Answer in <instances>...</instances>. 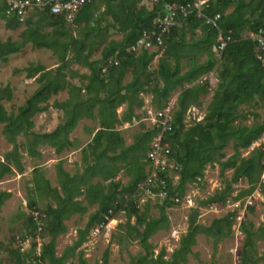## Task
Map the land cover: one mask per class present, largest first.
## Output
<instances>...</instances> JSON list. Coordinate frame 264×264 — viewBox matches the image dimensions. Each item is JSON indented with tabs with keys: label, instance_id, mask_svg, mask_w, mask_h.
<instances>
[{
	"label": "trees",
	"instance_id": "obj_1",
	"mask_svg": "<svg viewBox=\"0 0 264 264\" xmlns=\"http://www.w3.org/2000/svg\"><path fill=\"white\" fill-rule=\"evenodd\" d=\"M102 4L106 6L105 10L95 14ZM162 5V2L143 0H92L72 22V26L80 27L82 32L78 38L64 16L51 13L49 8L36 9L22 22L18 18L8 17L6 5L0 0V18L6 21L8 28L15 30L25 24L19 40H0V61H6L10 55L21 52L29 43L37 48L52 50L60 60L55 71L47 70L43 64L27 68L29 78L40 74L37 80L41 85L19 106L16 113H9L3 104V100L12 97V89L9 86L0 87V125H4L3 133L14 146L4 160L0 159V179L13 173L14 166L20 172L24 171L21 149L27 150L31 156H41L39 147L48 144L60 154L72 145L70 134L81 119L98 118L100 126L91 142L83 148V172L72 174L60 164L61 192L59 188L51 186L50 181L42 176L41 170L35 169V188H31V191L38 192L41 197L50 195L55 199L56 206L49 204L42 210L35 199L30 200L31 210H41L46 214L44 226L39 232L37 223L29 216L30 230L21 237L25 239L32 235L36 238L38 234L51 237L49 242L42 244L38 257L45 264H74L68 263V258L75 256L78 257V264H89L83 258V251L78 249L87 241L96 224L122 210L137 215L136 224H127V236L139 238L145 249L143 255L128 264H184L188 262V255L193 251L198 234L214 237L216 244L229 236L236 213L229 212L224 217L213 219L210 225H203L197 221L198 211L195 209L189 218L188 231L181 237L180 246L171 257L166 259L165 249L155 254L149 238L168 226L166 209L180 202L176 203L170 196L162 199L158 218H148L147 211L141 213L136 204V197L140 193L138 185L148 175V151L160 129L145 128L134 136L133 143L127 145L120 126L137 116L136 110L144 106V98L140 96L144 92H151L152 104L163 109L173 90L181 89L173 114V130L165 134L171 144V156L181 166L177 183L173 184V177H168L170 194L183 199L187 184L201 183L207 165L217 162L222 171H234L227 185L204 201L207 205L224 204L231 196V185L241 178L247 179L251 187L237 195V198L253 193L262 180L264 150L256 147L248 156H243L242 150L250 148L264 135V121L250 126L238 125L237 121L240 117H246L243 105L264 104V65L258 58L257 42L246 34L248 31L264 32V0H210L202 13L204 16L220 13L218 27L207 24L205 17L198 15L197 9L187 16H180L179 23L164 39V55L167 58L159 62V74L163 80L160 85L149 70L157 52L143 50L136 53L132 47L143 30L153 26ZM105 15H110L112 20L109 21ZM104 20L108 22L106 27L101 25ZM109 27L117 29L123 37L121 40L111 39L103 48L101 57L94 58L96 47L107 40L104 34ZM197 29H201L203 35L192 37L189 41L187 32ZM220 34L231 38L223 50L218 48ZM71 52L72 62L90 71L81 75L80 85L68 80L65 73L71 62ZM202 56H206L204 61H201ZM169 58L174 60V65L169 62ZM184 58H188L189 69L182 73ZM104 68H107L106 71ZM213 70L217 72L219 82L207 113L202 120L187 125L185 115L188 109L207 92L208 79L203 83H197V80ZM128 72L133 77L131 81L125 82ZM66 89L69 97L60 103L66 114L65 121L52 132L32 131V118L47 111L51 97ZM124 103L128 104V109L120 118L117 109ZM20 135L25 137L22 144L18 139ZM230 141L234 143L235 152L222 160L226 157L224 149ZM123 170L132 175L127 184L117 179ZM97 177L102 179L95 181ZM82 195L84 198L79 199ZM11 196V192H0V211ZM84 201H87L86 204L97 203L98 209L90 214L86 226L78 229L77 240L61 255H57V238L67 232L66 220L70 216L87 211L88 206ZM255 237L264 239V225L254 231L247 230L241 253L242 264H259V258H254L249 248L254 245ZM36 247L35 241L31 251L23 254L17 236L13 238L8 246L13 259L11 264H28V260L36 256ZM108 254L106 251L102 264H109ZM260 259H264V252Z\"/></svg>",
	"mask_w": 264,
	"mask_h": 264
},
{
	"label": "rangeland",
	"instance_id": "obj_2",
	"mask_svg": "<svg viewBox=\"0 0 264 264\" xmlns=\"http://www.w3.org/2000/svg\"><path fill=\"white\" fill-rule=\"evenodd\" d=\"M105 8V5H100V8L95 11V14H100ZM105 16L109 21L112 20L110 15ZM107 23L108 22L104 20L101 22V25L106 27ZM67 24L72 28L75 36L79 38L82 33L80 27L72 26V22H68ZM24 28L25 24H22L19 28L12 30L8 28L6 21L0 18V40L5 41L9 38L12 40H19L20 34ZM45 30L49 31L51 28H46ZM105 32L104 35H107V40L96 47V51L93 54L94 58L101 57L103 48L111 39L121 40L123 37V34L114 27H109ZM202 35L203 32L201 29H197L195 32H187V38L189 41H191L192 37L198 38ZM164 50V46H152L149 49L150 52H157L155 58L150 64L149 70L153 72L152 77L159 80L160 85L163 84V80L159 74V62L161 59L167 58V56L164 55ZM72 56L73 53L71 52L69 54L70 60ZM205 59L206 56L201 57V61H204ZM169 62L174 65V60L172 58H169ZM37 64H43L47 70L55 71L60 65V60L58 55L52 50L37 48L29 43L21 52L10 55L6 61H0V87L9 86L12 89V97L3 100V104L9 113H16L19 106L23 105L40 87L41 84L37 80V77H39L40 74H37L33 78H29L27 70L30 66ZM188 69V58H184L181 71L184 73ZM89 72L88 68L83 67L76 62H72V60L70 65L65 69L67 79L72 82H77L78 85L81 82V75ZM132 77V73L128 72L125 77V82L131 81ZM206 79H208V84L206 85L207 92L201 95L199 100L188 109L185 115V122L187 125H191L195 121L202 120L205 117L208 105L217 89L219 79L215 70L211 71L208 75L199 78L197 83H203ZM180 92V88L173 90L167 104V106L169 104L172 106L173 114L177 106V98ZM140 96L144 98V106L141 109L136 110V114L138 115L127 124L128 129L123 130V132H125L124 136L130 140V143H133L134 136L137 133L145 128L153 127L152 122L144 117L147 109L152 108L153 110H161L157 108L156 104H152L153 95L151 92H144ZM67 97L68 89L60 91L58 94L52 96L49 101V109L45 112L36 114L32 118L34 122L32 131L44 133L53 130L57 125L63 123L66 119V114L64 109L60 107V103L65 101ZM146 102H150V104L147 105ZM242 109L246 117H240L237 121L238 125L245 124L250 126L256 122L264 121L263 102L254 106L243 105ZM97 123L98 118L94 123L85 124L92 129ZM80 126L82 127V123ZM3 128L4 125H0L1 160H4L6 154H8L14 147L5 137ZM86 135L85 132H82L80 135L76 136L78 143L84 144L88 142L90 136ZM18 139L20 144L25 142V137L23 135H20ZM259 146H264V135L259 140L255 141L250 148L243 149V156H248L254 148ZM39 149L41 151V156L39 157L31 156L28 154L27 150L21 149L25 172H20L14 166L13 173L0 179V192H12L13 194H11L15 196L9 198L0 211V264L12 263L13 259L8 250V246L12 243L13 238L25 234L30 230V227L28 226L29 216L32 214V210L29 207L30 200L35 199L38 202L37 206L42 210H45L49 204L53 205L55 203L51 198H45L44 196L41 197L38 195V192L33 193L31 191V188H35V169L41 170L42 176L48 177L53 185H56L57 182H59L57 179V164L59 156H56L54 148L49 145H42ZM82 151L83 149H81L80 152L82 155L79 157V159H81L80 162H77V167L70 166V171L75 172L76 169V171H80L84 168V166H82L84 165ZM234 152V143L233 141H230L224 149L226 157L222 160H226L228 157L232 156ZM65 167L68 168L66 164ZM233 171V169L222 171L221 165L218 162L215 164H208L201 183L187 184L182 202L166 209V214L169 218L168 226L162 230L156 231L149 238V242L153 245L155 254H158L162 249H165L166 259L171 257L173 251L180 246L181 237L187 233L189 228V218L195 209L198 211L197 221L203 225H210L213 219L224 217L230 212V209L227 207H221L218 212L213 211L211 210L210 205H207L204 201L227 185V182L232 178ZM19 173L21 174L19 175ZM131 178L132 175L126 174L124 170L117 177V179H120L123 184H127ZM178 180L179 179H176L174 184L177 183ZM250 187L251 185L248 183L247 179L241 178L237 183L231 185L232 193L229 198L235 197L241 192H246ZM251 195L252 193L242 195V202L244 203ZM81 197H79V199H82ZM256 197L257 199L255 198L254 205L251 206L252 209L249 207V209L245 211L242 222L240 223V220L235 218L229 236L223 238L218 244L215 243L214 237L204 233L198 234L197 242L193 246V251L188 255V262L184 264H212L213 262L216 264H242L241 253L246 242L247 230L254 231L264 225V194H261V196L257 194ZM161 201L162 199L149 196L142 192L136 197V204L140 209V212L143 213L147 211L148 218H158L160 216ZM97 209V205L90 206L87 213L83 215L76 214L66 220L68 230L57 238V255H61L68 246L72 245L77 240L78 228H84L89 220L90 214ZM242 212H244V210ZM114 216L115 217L111 222V226L113 227L110 232L104 231L96 237H93L90 233L87 237V241L78 249L83 251V258L89 264H95L96 262L102 264L106 251L109 252V264H128L132 262L133 259H136L145 253V249L140 243L139 238H130L127 236V224L128 222L132 225L136 224L137 215H130L123 211L115 213ZM141 229H143V227H141ZM27 238L29 239L27 242L29 247L27 252L31 251L35 241L37 242V247L41 246L38 244V237L35 238L31 235ZM50 239L51 237L49 235L41 236L42 243L49 242ZM249 248L254 258H259V264H264V259H260L264 252V239L255 237L254 245ZM68 263L78 264V257H69Z\"/></svg>",
	"mask_w": 264,
	"mask_h": 264
},
{
	"label": "built area",
	"instance_id": "obj_3",
	"mask_svg": "<svg viewBox=\"0 0 264 264\" xmlns=\"http://www.w3.org/2000/svg\"><path fill=\"white\" fill-rule=\"evenodd\" d=\"M6 5V15L8 17L18 18L20 21H25L28 15L36 9L49 8L51 13L64 16L67 22H73L79 11L86 5L92 2V0H3ZM144 2L160 3L163 5L160 12L154 19L153 26L145 29L142 32L141 37L137 43L132 47V50L136 53H140L143 50H149L152 46H164L165 37L171 32L172 28L179 23L180 16H187L193 9L198 10L199 16H204L202 9L208 6L210 0H143ZM207 24H212L218 27V21L221 18V14L217 13L214 16H204ZM263 30L258 33L248 31L247 36L253 38L257 42L259 48L258 58L264 65V34ZM230 36L224 37L222 34L219 36L220 44L218 48L223 50L230 40ZM118 64V61L114 62ZM107 68L103 70L106 71ZM145 119L152 122L153 127H158L160 130L154 137L148 151V175L144 181L139 183L138 190L149 196L157 197L159 199H165L170 196V199L176 203H181V199L176 194H170L171 188L168 186V177H173V184L176 179L180 178L181 166L171 156L172 149L170 142L166 139L165 134L173 130V110L169 104L161 110H153L148 108L145 113ZM135 119V118H133ZM260 147V146H259ZM264 150V146L261 147ZM262 180L257 188L254 190L251 196L243 203L241 198L231 197L226 200L224 204H212L211 210L219 211L221 207H227L230 212H234L235 218L242 222L244 213L255 203L256 195L264 194V157L262 159ZM157 189V190H156ZM244 210V212H242ZM124 210L120 211L123 212ZM119 212V213H120ZM125 212V211H124ZM112 213V211H110ZM229 213V212H228ZM31 217L38 225V230L41 232L44 226V218L46 214L41 210H32ZM115 216H106V220L102 221L92 229L91 235L93 237L99 236L104 231L110 232L111 222ZM38 244L41 246L36 247V256L28 260V264H45L38 258L41 254L42 242L41 236L37 235ZM17 240L21 246L22 253L28 251L29 247L27 242L29 239L26 237L23 239L21 235L17 236Z\"/></svg>",
	"mask_w": 264,
	"mask_h": 264
},
{
	"label": "crops",
	"instance_id": "obj_4",
	"mask_svg": "<svg viewBox=\"0 0 264 264\" xmlns=\"http://www.w3.org/2000/svg\"><path fill=\"white\" fill-rule=\"evenodd\" d=\"M127 82V81H126ZM75 84H77V82H74ZM78 85V84H77ZM80 85V84H79ZM68 97H69V93H68ZM67 97V98H68ZM146 104L147 105H149L150 104V102H146ZM127 109H128V104L127 103H124V104H122V105H120L119 107H118V109H117V112H118V115H119V117L121 118L123 115H124V113H126V111H127ZM137 113V112H136ZM143 113V112H142ZM138 115V114H137ZM133 118H136V116H134ZM94 119H89V118H84V119H81L79 122H78V125H77V127L73 130V132L70 134V140L72 141V145L69 147V148H67V149H65L62 153H60V154H58L57 152H56V149L54 148V147H52V148H54V153L56 154V156H59V161H58V164H57V179H58V181H59V170H58V168H59V166H60V164L62 165V167H63V169L64 170H66V171H68V172H70V173H72V174H74V173H76L77 171V169L75 170V172H72V171H70V166H76L77 167V162L79 161L80 162V160L81 159H79V157L80 156H82L81 154H80V152H81V149H83L89 142H91V140H92V138L94 137V135H95V133L97 132V130L100 128V126H99V124L97 123L96 124V126L94 125L93 126V128L91 129L90 128V126H87L85 123H94L95 122V120L93 121ZM131 121H126V122H124L121 126H120V130H126V129H128L127 127V124H129ZM81 123H82V127L80 126L81 125ZM57 127H58V125H57ZM57 127H55L53 130H49V131H46V132H52V131H54ZM78 131V132H77ZM82 132H85V134H87L88 136H90V139L88 140V142H86V143H84V144H81V143H78V140L76 139L77 137L76 136H78V135H80ZM125 134V132H123V135ZM86 135V136H87ZM125 139H126V144L127 145H130L131 143H130V140H128L126 137H125ZM46 145H48V144H46ZM42 146V145H41ZM50 146V145H49ZM40 150V149H39ZM41 152V151H40ZM65 153V154H64ZM65 156H64V155ZM39 157V156H38ZM72 161H70V160ZM74 159V160H73ZM71 162V164L68 166V164ZM84 162V161H83ZM73 163V164H72ZM81 163H82V161H81ZM65 164H66V166L68 167V168H66L65 167ZM82 166H84V165H82ZM84 169V168H83ZM83 169L82 170H80V172H83ZM25 172V171H24ZM23 173V172H22ZM21 173H19V175H20ZM49 181H50V184H51V186L52 187H54V188H59V190H60V192H61V186H60V181L59 182H57V184H56V181H55V184L56 185H53V183L51 182V180L48 178V177H46ZM55 178H56V176H55ZM102 178L101 177H97L96 179H94L95 181H97V180H101ZM12 193V192H11ZM13 194V193H12ZM12 197H15V196H11L10 198H12ZM45 198H51L53 201H55V199L54 198H52L50 195L49 196H47V195H45L44 196ZM81 197V196H80ZM82 199L84 198V195H82V197H81ZM87 203V201H84V204L85 205H87L88 207V209H87V211L86 212H78V213H75L74 215H76V214H78V215H83V214H85V213H87L88 211H89V208H90V206H95V205H97L98 206V204L97 203H95V204H86ZM54 206H56V201H55V203L53 204ZM93 213V212H92ZM91 213V214H92ZM74 215H72V216H74ZM72 216H70L69 218H71ZM90 217V216H89ZM68 220V219H67ZM81 228V227H80ZM79 229V228H78ZM86 242V241H85Z\"/></svg>",
	"mask_w": 264,
	"mask_h": 264
}]
</instances>
